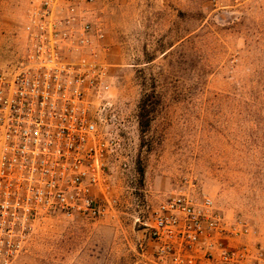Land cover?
Instances as JSON below:
<instances>
[{"label":"rangeland","instance_id":"rangeland-1","mask_svg":"<svg viewBox=\"0 0 264 264\" xmlns=\"http://www.w3.org/2000/svg\"><path fill=\"white\" fill-rule=\"evenodd\" d=\"M34 1L0 0V69L21 58ZM96 18L120 136L96 191L106 212L48 219L14 264H157L146 224L184 191L209 196L238 225L230 244L254 257L264 246V0H99Z\"/></svg>","mask_w":264,"mask_h":264},{"label":"built area","instance_id":"built-area-1","mask_svg":"<svg viewBox=\"0 0 264 264\" xmlns=\"http://www.w3.org/2000/svg\"><path fill=\"white\" fill-rule=\"evenodd\" d=\"M99 0H35L17 64L0 69V264H14L51 218L97 219L96 191L120 149ZM157 264H239L250 250L207 195L163 200L147 223ZM253 256V255H252ZM252 264H264V246Z\"/></svg>","mask_w":264,"mask_h":264},{"label":"trees","instance_id":"trees-1","mask_svg":"<svg viewBox=\"0 0 264 264\" xmlns=\"http://www.w3.org/2000/svg\"><path fill=\"white\" fill-rule=\"evenodd\" d=\"M149 111L146 110L145 105L142 106V111L140 113V129L142 133H146L150 126H151V121L149 119Z\"/></svg>","mask_w":264,"mask_h":264}]
</instances>
